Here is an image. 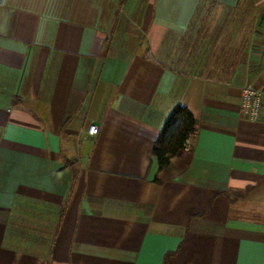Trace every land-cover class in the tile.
I'll list each match as a JSON object with an SVG mask.
<instances>
[{
    "label": "crops",
    "instance_id": "crops-1",
    "mask_svg": "<svg viewBox=\"0 0 264 264\" xmlns=\"http://www.w3.org/2000/svg\"><path fill=\"white\" fill-rule=\"evenodd\" d=\"M247 82L264 0H0V264H264ZM178 104L196 130L158 170Z\"/></svg>",
    "mask_w": 264,
    "mask_h": 264
},
{
    "label": "trees",
    "instance_id": "trees-1",
    "mask_svg": "<svg viewBox=\"0 0 264 264\" xmlns=\"http://www.w3.org/2000/svg\"><path fill=\"white\" fill-rule=\"evenodd\" d=\"M195 130L194 115L185 106L175 105L152 146V156L157 162L158 170L163 169L171 157L183 148L185 141Z\"/></svg>",
    "mask_w": 264,
    "mask_h": 264
},
{
    "label": "built area",
    "instance_id": "built-area-1",
    "mask_svg": "<svg viewBox=\"0 0 264 264\" xmlns=\"http://www.w3.org/2000/svg\"><path fill=\"white\" fill-rule=\"evenodd\" d=\"M240 90L242 112L248 119L264 123V88L247 82L241 86ZM86 132L90 135L96 134L98 125L91 123ZM183 147L188 148L186 141Z\"/></svg>",
    "mask_w": 264,
    "mask_h": 264
}]
</instances>
